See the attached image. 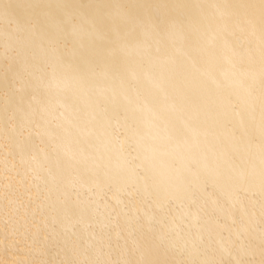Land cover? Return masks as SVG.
Masks as SVG:
<instances>
[{
    "label": "bare ground",
    "instance_id": "bare-ground-1",
    "mask_svg": "<svg viewBox=\"0 0 264 264\" xmlns=\"http://www.w3.org/2000/svg\"><path fill=\"white\" fill-rule=\"evenodd\" d=\"M261 16L260 0H0V264H264ZM193 114L191 145L166 131Z\"/></svg>",
    "mask_w": 264,
    "mask_h": 264
},
{
    "label": "snow or ice",
    "instance_id": "snow-or-ice-1",
    "mask_svg": "<svg viewBox=\"0 0 264 264\" xmlns=\"http://www.w3.org/2000/svg\"><path fill=\"white\" fill-rule=\"evenodd\" d=\"M260 8H261V21L262 26H264V0H260ZM169 33L172 35L179 36L180 33L175 24L171 25L169 28ZM145 34H147V30H145ZM262 55H264V50H262ZM56 69L53 68V72ZM208 79H214L212 74L204 73L203 74ZM262 80H264V68L261 71ZM153 87L157 89L163 95H169L173 90V84L171 82L165 80H154ZM188 104V100L186 95L180 91L176 90L175 94L172 97V102L169 105L170 111H182ZM72 110L75 112L76 107L72 106ZM87 114H85L86 116ZM99 115V114H98ZM83 118V117H82ZM102 119V117H99ZM157 118H162L160 114L157 115ZM166 131L171 132L174 136H179L181 139L185 141L186 145H191L193 136L198 133L197 126V115L193 114L190 119L186 120L182 129H176L174 126ZM112 134L116 136H120V132H118L115 128L112 129ZM71 158V155L69 156ZM87 163V161H85ZM93 163H96L93 161ZM261 176H262V197H264V145H262V167H261ZM178 188L180 190L181 195H179L178 199H183L190 201L189 210L184 219L187 221V225L189 228H199L203 222H207L211 220V216L208 213L207 209L203 204H201V197L199 194V190H192L190 187L185 190L183 184L178 181ZM262 207H264V200H262ZM154 220L153 216L148 217V222L151 224ZM155 240L159 243H167L169 246H172L175 243L173 237L169 236L167 232H159L155 236ZM85 264H89V262H85ZM91 264H104V262L96 261L91 262ZM145 264H150V262H145ZM196 264H215L214 261H199ZM236 264H242V262H236Z\"/></svg>",
    "mask_w": 264,
    "mask_h": 264
}]
</instances>
